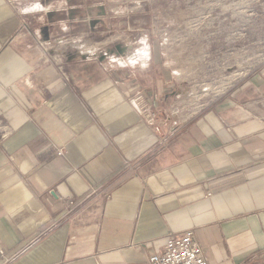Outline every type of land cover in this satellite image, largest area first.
<instances>
[{
	"label": "crops",
	"instance_id": "crops-1",
	"mask_svg": "<svg viewBox=\"0 0 264 264\" xmlns=\"http://www.w3.org/2000/svg\"><path fill=\"white\" fill-rule=\"evenodd\" d=\"M67 31L0 0V264H149L186 231L209 264L261 260L264 70L181 119L149 55Z\"/></svg>",
	"mask_w": 264,
	"mask_h": 264
},
{
	"label": "rangeland",
	"instance_id": "rangeland-1",
	"mask_svg": "<svg viewBox=\"0 0 264 264\" xmlns=\"http://www.w3.org/2000/svg\"><path fill=\"white\" fill-rule=\"evenodd\" d=\"M11 1L53 33L66 26L71 54L108 65L149 55L173 79L181 119L264 70V0Z\"/></svg>",
	"mask_w": 264,
	"mask_h": 264
},
{
	"label": "built area",
	"instance_id": "built-area-1",
	"mask_svg": "<svg viewBox=\"0 0 264 264\" xmlns=\"http://www.w3.org/2000/svg\"><path fill=\"white\" fill-rule=\"evenodd\" d=\"M149 264H209V259L195 236L186 231L171 235L164 247L150 256ZM256 264H264V257Z\"/></svg>",
	"mask_w": 264,
	"mask_h": 264
},
{
	"label": "bare ground",
	"instance_id": "bare-ground-1",
	"mask_svg": "<svg viewBox=\"0 0 264 264\" xmlns=\"http://www.w3.org/2000/svg\"><path fill=\"white\" fill-rule=\"evenodd\" d=\"M130 60H133V57L131 56V59Z\"/></svg>",
	"mask_w": 264,
	"mask_h": 264
}]
</instances>
